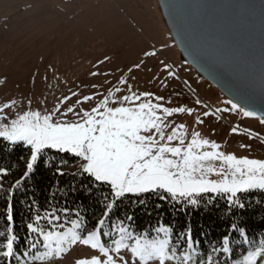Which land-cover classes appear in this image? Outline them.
<instances>
[{
    "label": "rangeland",
    "instance_id": "374dc122",
    "mask_svg": "<svg viewBox=\"0 0 264 264\" xmlns=\"http://www.w3.org/2000/svg\"><path fill=\"white\" fill-rule=\"evenodd\" d=\"M0 138L29 147L28 167L69 152L117 196L264 190V121L181 57L157 0H0ZM73 232L46 237L48 264H193L164 236Z\"/></svg>",
    "mask_w": 264,
    "mask_h": 264
},
{
    "label": "trees",
    "instance_id": "16d2710c",
    "mask_svg": "<svg viewBox=\"0 0 264 264\" xmlns=\"http://www.w3.org/2000/svg\"><path fill=\"white\" fill-rule=\"evenodd\" d=\"M28 155L24 143L0 138V264L50 260L55 250L45 246L46 237L69 228L76 240L97 227L164 236L193 264H239L264 249L262 189L232 199L224 193L181 198L162 189L117 196L109 183L79 167L69 170L79 161L69 152L42 149L31 167Z\"/></svg>",
    "mask_w": 264,
    "mask_h": 264
},
{
    "label": "water",
    "instance_id": "95a60500",
    "mask_svg": "<svg viewBox=\"0 0 264 264\" xmlns=\"http://www.w3.org/2000/svg\"><path fill=\"white\" fill-rule=\"evenodd\" d=\"M172 42L226 99L264 121V0H157Z\"/></svg>",
    "mask_w": 264,
    "mask_h": 264
},
{
    "label": "built area",
    "instance_id": "2783aa9c",
    "mask_svg": "<svg viewBox=\"0 0 264 264\" xmlns=\"http://www.w3.org/2000/svg\"><path fill=\"white\" fill-rule=\"evenodd\" d=\"M48 263H55V261H51V262H46V263H43V264H48Z\"/></svg>",
    "mask_w": 264,
    "mask_h": 264
}]
</instances>
